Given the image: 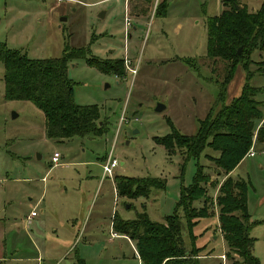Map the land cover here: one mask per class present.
Masks as SVG:
<instances>
[{
	"label": "rangeland",
	"instance_id": "374dc122",
	"mask_svg": "<svg viewBox=\"0 0 264 264\" xmlns=\"http://www.w3.org/2000/svg\"><path fill=\"white\" fill-rule=\"evenodd\" d=\"M163 1L128 0L125 6V0H0V41L8 47L31 58L59 57L66 47L83 54L78 58L74 52L69 61L75 101L98 105V121L106 128L102 135L49 138L42 110L31 101L5 98L0 61V264H143L136 241L114 230L115 218L135 219L147 212L153 221L166 222L182 185L193 182L198 163L203 181H209H202L206 190L195 206L209 209L205 217L192 219L193 228L180 209L185 249L202 264H237L229 253L242 260L220 228L216 200L226 175L213 162L219 152L206 148L182 174L183 150L170 152L157 138L171 133L172 126L195 135L208 116L209 122L217 119L241 95L247 70L242 62L237 66L220 100L230 62L207 56V21L226 5L223 0ZM237 1L250 11L263 2ZM89 57L108 68L121 59L122 75L89 64ZM248 66L254 73L249 83L264 87V50L253 51ZM258 99L264 100V90ZM159 104L165 106L161 111ZM262 122L246 154L253 150L255 155L235 178L248 186V222H262L251 235L264 264ZM55 152L61 155L57 164ZM111 154L119 165L105 177L103 164ZM117 176L159 177L167 185L153 188L149 197H124L117 191ZM205 199L209 205L213 199V205ZM33 210L38 215L27 220Z\"/></svg>",
	"mask_w": 264,
	"mask_h": 264
},
{
	"label": "trees",
	"instance_id": "16d2710c",
	"mask_svg": "<svg viewBox=\"0 0 264 264\" xmlns=\"http://www.w3.org/2000/svg\"><path fill=\"white\" fill-rule=\"evenodd\" d=\"M223 4L226 6L221 14L210 16L207 21V56L230 62L228 75L221 85L218 98L221 100L227 92V85L241 62L247 70V83L241 95L235 98L217 119L209 122L208 116V119L201 122L197 134L187 136L172 126L173 131L157 138V141L170 152L176 148L183 150L186 159L182 164V174L187 162L191 158L199 159L206 148L219 152V156L212 157L220 174L226 175L216 200L220 213V228L224 233L225 243L230 250H235L242 260L236 259L230 253L227 255L237 264H261L254 252L256 238L251 235V230L262 222H248L251 214L248 211L247 183L230 173L246 157L252 145L255 127L262 121L258 137L264 141V100L258 99L264 87L257 88L249 83L254 73L248 66L253 51L259 48L264 50V0L256 11H250L237 0H223ZM240 48L241 51L238 52ZM77 51L66 47L64 54L59 57L31 58L0 41V61L5 65V98L34 103L43 111L46 135L52 139L102 135L106 130L104 124L98 121V105H80L75 101L76 82L69 74V61L74 52L78 58L83 56ZM95 59L97 62L89 57L87 62L106 72L122 75L121 59L111 63L110 68L99 58ZM244 59L247 62L244 63ZM203 173L202 165L198 163L193 182L187 186L182 185L176 209L173 214L166 216V222L153 221L147 212L139 214L135 219L115 218L114 230L136 241L137 254L143 264H202L200 257H195V254H190L185 249V227L178 215L180 209L185 211L190 228H193L194 217L202 218L207 215L208 206H195V202L205 193L203 182L209 181H203ZM166 185L167 180L159 177H116L118 193L130 198L149 197L153 188L164 190ZM204 201L208 204L206 199ZM210 201L208 205L211 207L214 202L213 199ZM239 212L241 215L237 214Z\"/></svg>",
	"mask_w": 264,
	"mask_h": 264
},
{
	"label": "built area",
	"instance_id": "2783aa9c",
	"mask_svg": "<svg viewBox=\"0 0 264 264\" xmlns=\"http://www.w3.org/2000/svg\"><path fill=\"white\" fill-rule=\"evenodd\" d=\"M158 2V0H157ZM156 6H157V3H156ZM126 21H127V25L130 24L131 22V19L129 17L126 18ZM249 155L250 156H254L255 155V152L252 150L249 152ZM60 153L59 152H55L53 154V157H52V161L57 164L60 160ZM119 165V160L115 157L112 156V154L108 157V159H106L105 163L103 164V171H104V175L105 177L109 176H113V174L115 173V169L117 168V166ZM37 215V212L35 210H33L31 212V215H29L28 219H32L33 217H35ZM114 236L116 235L115 233L113 234Z\"/></svg>",
	"mask_w": 264,
	"mask_h": 264
},
{
	"label": "crops",
	"instance_id": "0c3cea01",
	"mask_svg": "<svg viewBox=\"0 0 264 264\" xmlns=\"http://www.w3.org/2000/svg\"><path fill=\"white\" fill-rule=\"evenodd\" d=\"M126 1V3H125V6H127V4H128V0H125ZM108 14H109V10H106V14H105V17H107L108 16ZM248 157H252V156H246L242 161H241V163L230 173L233 177H235V174H236V172L238 171V169L243 165V164H245L246 163V161H247V159H248ZM101 165H102V163H101ZM103 176H105L104 175V171H103ZM44 179H46L45 178V176L43 177V180ZM29 215H31V213L30 214H28V216H27V220H29L28 219V217H29ZM38 215V214H37ZM36 215V216H37ZM252 217V216H251ZM34 218V217H33ZM32 218V219H33ZM32 219H30V221L32 220ZM253 219V218H252ZM208 224V223H207ZM207 227H210L209 225L207 226ZM254 228V227H253ZM253 228H252V230H253ZM252 230H251V232H252ZM214 238H216V236L214 237ZM257 240V239H256ZM256 244V243H255ZM221 254V253H220ZM221 256V255H220Z\"/></svg>",
	"mask_w": 264,
	"mask_h": 264
},
{
	"label": "water",
	"instance_id": "95a60500",
	"mask_svg": "<svg viewBox=\"0 0 264 264\" xmlns=\"http://www.w3.org/2000/svg\"><path fill=\"white\" fill-rule=\"evenodd\" d=\"M105 14H106V11H102V12H100V16H101L102 18L105 17ZM240 51H241V48L239 49L238 52H240ZM164 108H165L164 105L159 104L158 107H157V111H161V110L164 109ZM128 207H129V206H128Z\"/></svg>",
	"mask_w": 264,
	"mask_h": 264
}]
</instances>
